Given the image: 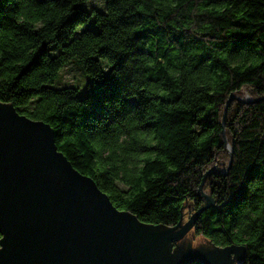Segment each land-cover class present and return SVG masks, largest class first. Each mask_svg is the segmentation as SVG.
<instances>
[{
    "label": "trees",
    "instance_id": "obj_1",
    "mask_svg": "<svg viewBox=\"0 0 264 264\" xmlns=\"http://www.w3.org/2000/svg\"><path fill=\"white\" fill-rule=\"evenodd\" d=\"M89 1L0 0V102L49 125L72 167L143 224L202 207L209 172L214 206L194 235L264 264V100L228 107V170L221 127L231 94L264 97V0ZM77 12L92 30L67 23ZM73 61L84 88L56 86ZM109 65L119 84L100 101Z\"/></svg>",
    "mask_w": 264,
    "mask_h": 264
},
{
    "label": "water",
    "instance_id": "obj_2",
    "mask_svg": "<svg viewBox=\"0 0 264 264\" xmlns=\"http://www.w3.org/2000/svg\"><path fill=\"white\" fill-rule=\"evenodd\" d=\"M263 100L246 92L243 99L231 94L227 100L221 122L227 170L228 107ZM208 173L197 192L204 204L188 219L189 206L172 228L143 224L72 167L49 125L0 103V264H237L243 247L210 250L202 237L194 238V224L214 206L203 191Z\"/></svg>",
    "mask_w": 264,
    "mask_h": 264
},
{
    "label": "snow or ice",
    "instance_id": "obj_3",
    "mask_svg": "<svg viewBox=\"0 0 264 264\" xmlns=\"http://www.w3.org/2000/svg\"><path fill=\"white\" fill-rule=\"evenodd\" d=\"M79 2L80 0H72V3H79ZM72 3H69L68 5L69 8L72 7ZM67 23L76 25L74 27V31L76 33L83 34L93 29V25L95 24V21L92 20L87 13H85L84 16H81L79 12H77L75 15L69 16ZM135 31H139V29H135ZM116 67H118V65H116ZM109 69H111V71ZM114 72H115V68L113 67V65H109L108 68L104 70V74L101 77L100 83L96 85V87L100 89V96H99L100 101L107 98L104 95V90L115 88L119 84V80L115 78Z\"/></svg>",
    "mask_w": 264,
    "mask_h": 264
},
{
    "label": "rangeland",
    "instance_id": "obj_4",
    "mask_svg": "<svg viewBox=\"0 0 264 264\" xmlns=\"http://www.w3.org/2000/svg\"><path fill=\"white\" fill-rule=\"evenodd\" d=\"M102 0H90L87 4H85L86 8L95 7L97 9H100ZM87 78L83 75L80 67L73 61L68 63L60 74V79L58 82H56V86L58 87H65V86H78L80 88H84V85L87 83ZM245 93H242L241 97L244 98ZM227 114V113H226ZM226 119V118H225ZM230 147V146H229ZM226 149V148H225ZM227 152V149H226ZM228 153V152H227ZM207 194H209L206 191ZM202 202H204L201 199ZM188 217L193 213V209L187 210ZM201 236H195L194 238H200ZM171 249L173 250L175 247V243L170 245Z\"/></svg>",
    "mask_w": 264,
    "mask_h": 264
},
{
    "label": "clouds",
    "instance_id": "obj_5",
    "mask_svg": "<svg viewBox=\"0 0 264 264\" xmlns=\"http://www.w3.org/2000/svg\"><path fill=\"white\" fill-rule=\"evenodd\" d=\"M0 240H3V236L2 235H0Z\"/></svg>",
    "mask_w": 264,
    "mask_h": 264
},
{
    "label": "bare ground",
    "instance_id": "obj_6",
    "mask_svg": "<svg viewBox=\"0 0 264 264\" xmlns=\"http://www.w3.org/2000/svg\"><path fill=\"white\" fill-rule=\"evenodd\" d=\"M245 93V92H244Z\"/></svg>",
    "mask_w": 264,
    "mask_h": 264
}]
</instances>
